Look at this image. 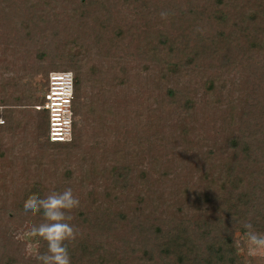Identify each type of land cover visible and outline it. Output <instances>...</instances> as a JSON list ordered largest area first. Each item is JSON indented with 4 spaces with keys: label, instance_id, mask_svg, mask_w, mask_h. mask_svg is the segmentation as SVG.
<instances>
[{
    "label": "trees",
    "instance_id": "1",
    "mask_svg": "<svg viewBox=\"0 0 264 264\" xmlns=\"http://www.w3.org/2000/svg\"><path fill=\"white\" fill-rule=\"evenodd\" d=\"M61 1L71 8L76 30L87 29L100 45L107 32H112L118 43L107 48L95 47L93 54L103 58L107 66L93 65L86 76L83 62L89 51L76 50L79 56L69 54L72 56L64 64L53 57L56 52H45L54 45H69L67 37L58 31L61 27L50 1L0 0L1 43L8 46L12 43L8 42L10 40L17 44L23 42L35 50L36 61L51 64L49 70L64 68L74 73L71 100L74 119L70 139L66 142L49 140L48 110L41 109L38 110L37 135L31 143V146L37 144L51 150V156L65 157L63 175L69 183L49 186L48 175L42 168L45 163L33 157V171L39 174L24 178L25 192L9 215L14 218L19 214L20 221L31 226L39 224L43 217L26 216L24 201L30 196L43 197L53 190L72 187L80 199V206L73 210L72 222L78 226L79 235L69 243L72 264H264V259L239 254L240 245L235 237L237 231H248L243 225L249 221L257 232L264 234V0ZM161 11L169 12L166 19L161 18ZM120 12L131 17L130 21L125 19L128 32L137 34L140 27L144 29L149 59L160 68L155 84L141 80L131 90L143 98L140 103L133 97V105L151 110L148 115L153 112L154 122L148 121L146 125L156 131L142 133L130 123L121 124L118 115L112 112L111 118L99 115L101 134L95 130L87 134L77 125L76 115L83 113L85 107L98 111L113 94L120 96L118 87L121 85L134 87L126 78L122 54L126 48L120 43L123 30L115 22L122 21V15L112 20ZM90 16L101 19L90 25L86 21ZM116 50L119 53L113 56L101 53ZM45 55L51 58L45 59ZM41 72L46 75L48 69L38 67L35 75ZM109 74L112 82H105ZM229 75L235 78L226 79ZM186 76L198 79H192L190 84L204 79L201 81L204 90L209 91L208 99L216 108L222 107L219 91L226 85L229 100L226 99L225 116L211 111L209 118L204 115L202 120L197 119L193 111L196 91L180 80ZM41 83L45 88L39 97L17 74L13 81L8 80L2 86L0 144L14 135L12 117L14 112L18 113L14 106L28 101L44 103L48 82ZM208 120L213 128L220 120L218 137L212 138L204 131L202 139L200 128L204 124L205 130ZM109 136L121 138L110 145ZM151 138L165 149L164 154L170 147L173 153L182 150L181 153L195 155L199 162L197 181L192 184L186 177L195 170L194 166L182 171L181 155H177L179 159L174 157L172 164L163 156H152L155 145ZM130 142L137 151L122 147ZM145 144L150 153L149 167L155 169L159 161L164 160L160 174L158 170L153 173L151 168L147 172L135 161ZM194 144H204V151L197 153V149H192ZM30 153L22 157L27 163L32 158ZM72 156L74 168L70 167ZM189 160L187 157L185 161ZM76 172L81 174L78 184L74 180ZM176 175H181L184 184L175 183L171 193L161 190L162 185L173 182ZM152 181H156V189ZM135 183L147 185V193L138 196L131 193ZM88 184H91L90 189L86 188ZM121 194L128 197L121 201ZM165 207L170 210L164 212ZM7 233V228L0 223V264H36L25 263L11 253L12 240ZM46 248L47 244L40 252Z\"/></svg>",
    "mask_w": 264,
    "mask_h": 264
},
{
    "label": "rangeland",
    "instance_id": "2",
    "mask_svg": "<svg viewBox=\"0 0 264 264\" xmlns=\"http://www.w3.org/2000/svg\"><path fill=\"white\" fill-rule=\"evenodd\" d=\"M51 3V6H53L56 10L57 13V21L60 24V29L58 30L64 38L67 37L66 41H69V45L63 46L59 45L56 47L55 45L50 49L46 50L45 52H56L53 57L56 59H61L62 64H64V61L67 62L69 59V54H72L76 56L77 53L75 52L76 50L82 51V52H87L85 57H84V62H83V70H84V75L89 76V73L92 71L93 65L96 64H101L104 66H107V64L104 63L103 58H98L96 57L93 53L96 52L95 47L98 48H107L106 46L108 45H113L114 43H118V40L114 38L115 34L112 32H107V34L103 37V39L100 41L102 45H100L94 38L88 34L87 29H77L74 27L73 20L75 19V16L73 17L71 8L66 4V2L61 1V0H48ZM48 8V7H47ZM117 18L112 19L113 21L115 19H119L122 15V21L121 20H115L116 26L120 29L123 30V40H121V44H124V47L126 50L124 53V66L126 69L127 73V81L129 84H134V87L130 89L126 85H121L119 90H121L120 96L113 94L112 97L106 99L107 104L102 105L99 107L98 111H92L91 108L85 107L83 109V113L81 112L80 115H76L77 119V125L81 126L85 133L89 134L90 132L94 131H99L101 130L99 128L102 123H100V119L102 115H105L108 117H112L111 113L113 112L112 115L117 114L119 119V123L121 122L124 123H130L133 127H135L137 130L140 132L144 133L147 130H150V133H154L156 129L153 127L146 125L148 124V121L154 122V114L153 112L151 115H148L150 113L149 109L144 110L142 107L140 109L136 106L133 105L132 98L136 97L137 100H140V103H143V98L139 97L137 94L132 92L131 90L135 89V84L140 83L141 80H145L150 83H156V81L159 78V72L157 66L153 63L152 59L150 61V55L147 53V48L148 44L147 41L145 40L144 36L146 35L144 32V29H141V27L138 29V33L135 34L128 32L125 28V19L130 21L131 17L129 15H126L123 12H120ZM74 18V19H71ZM101 18H96L94 16H90L86 21L90 25L93 24V22H96ZM125 24V25H124ZM119 30V29H118ZM125 31V33H124ZM114 35V36H113ZM110 38H113L115 41H111ZM0 41H2L0 39ZM146 41V42H145ZM8 42H12L8 46L4 43L0 42V92L2 91L1 88L2 86L4 87L6 84L5 82L8 80H14V76H21L22 80L26 82V87L28 89L36 90V95L37 97L41 96L45 86L41 82H48V89L50 85V76L51 74L54 73H61L64 75L63 77L66 80V87L63 85V92L68 94L69 97V102L64 103L63 107L65 108L63 110V113L61 115L62 120H66V123H62L60 127L62 128V133H63V140H53L52 134H54V126L51 121V114L48 110L49 118H48V138L50 141H56V142H66L70 139L71 134H72V121L74 119V113L72 110L71 106V100H72V95H73V71L70 69H64L60 68L57 70L50 69L49 62L47 61H42L38 62L35 59L34 52L35 50L32 47H28L25 43L20 42V43H15L14 41L10 40ZM87 46V47H86ZM47 47V46H46ZM89 48V50H88ZM108 52V51H107ZM106 56L110 55H116L118 54V50L112 51L109 53H105L101 51ZM61 57V58H60ZM51 58V57H46L45 59ZM56 63L60 61H54ZM42 69H48V72L46 75L41 72L37 75H35V71L37 68ZM62 67V66H61ZM16 71V73H15ZM116 74L120 78H122V75L116 70ZM31 74L35 75V78L31 77ZM43 76V77H42ZM46 76V77H45ZM110 74L108 77H106L105 82H112L110 79ZM234 76H227L226 79L228 80L232 79ZM196 77L193 76H186V77H181V81L186 83V85L190 86L191 89H194L196 91L195 95V105L193 111L195 112L197 119L202 120L203 116L205 115L206 118L210 117V112H218L219 114H222L225 116L226 114V99H228V96L226 95V85L223 87L219 92L222 96V107L216 108V105L214 107V104L210 102V99H208V93L209 91H205L203 87V82H201L204 79H199V82L195 83H189L192 79ZM235 78V77H234ZM123 79V78H122ZM119 80V79H117ZM116 80V81H117ZM121 80V79H120ZM198 81V79H194ZM40 81V82H39ZM231 81V80H230ZM152 83V84H153ZM230 83L227 82V86ZM126 86V87H123ZM11 90L8 91V93ZM71 91V93H70ZM117 93V92H116ZM132 95H131V94ZM70 94V95H69ZM234 94V93H233ZM123 97V98H122ZM213 98V95H212ZM104 101V99H101ZM213 100V99H212ZM45 103V101H44ZM43 104L39 103H33L28 101V103H22L23 105L20 106H14L16 110H18V113L13 114V121L15 122L13 128L14 135L10 136V139H4V142L0 144V223H2L3 227L7 228L8 231V236L11 237V247L10 251L12 254L17 255L19 258L21 257L23 261L26 262H34L37 264L35 260V253L37 251H41V247L45 246L46 242L39 239V238H34L30 236V228L31 225H29L27 222L20 221L19 219V214L14 215V218H12L9 215V212L15 210V202L22 197V195L25 192V186L26 180L24 181V178L27 179V177H32L33 175L39 174L38 172L33 171V162L35 161V158L41 161L42 163H45V165L42 167L43 170L46 172L48 175V181L47 184H50L49 186H55L57 184H68L69 181H67L64 178L63 175V170L67 162L64 156H51L49 153L51 150H45L39 147V145L35 144L31 146V143L33 141V138L37 135L36 134V125L38 121L40 120L39 118V111L41 109H45L43 107ZM216 104V102H215ZM110 105V106H109ZM3 106L0 105V110H2ZM212 109V110H211ZM47 110V109H45ZM119 110H121V113H118ZM160 110H158L159 112ZM169 111V110H168ZM126 117L127 119H125ZM215 117V115H214ZM213 119V118H212ZM204 121V119H203ZM209 122L205 126L204 130V124L200 128V131L203 132L201 134V138L204 139V131L209 133V135L213 137H218V130L221 127L220 120L216 122V129L213 128L212 122L208 120ZM3 123V118L0 117V124ZM218 127V128H217ZM39 130V129H38ZM100 132V131H99ZM101 134V132H100ZM103 135V134H102ZM149 135V134H148ZM107 136V134H106ZM114 136H109V144H114L116 143L115 139H120L119 137L116 136V138H113ZM150 137V135H149ZM153 138H151L152 140ZM115 140V141H114ZM220 141H225V139L219 138ZM218 140V142H219ZM150 143V142H149ZM132 143L130 142L129 144L124 143L123 148L127 149L130 151V149H135ZM152 144L155 145V148L153 152L151 153L152 156H163V158H166V162L168 164H172L175 162L174 157H178L181 167L183 168L182 171H186L190 166H194L195 170L191 171L189 174H187V178L190 179L191 183L194 181H197L198 178V171H197V164L199 163L197 157L195 155H192V153H187L183 152L181 153L182 150H179L178 148L177 152L173 153L170 150V147L166 149L169 152L165 153V149H162V146L160 145L159 142L152 140ZM115 145V144H114ZM166 145H170L167 143ZM196 145V146H195ZM34 148V149H33ZM122 148V149H123ZM165 148V147H164ZM192 149H197L200 154V151H204V144L199 146V144H194ZM36 150H38V155H36ZM136 150V149H135ZM31 151L30 155L32 158L28 161H24L22 157L26 154H29ZM137 151V150H136ZM139 151V149H138ZM194 152V150H193ZM148 149H147V144H145V149H143V152L140 153V156H137L135 158V161H138V164L141 168L146 170L147 172L150 171L148 168H151L153 173L156 172L155 170H158V174H160V169L162 167L161 164L164 163V160H160L159 164L156 165L155 169L152 168V166L149 167V162L148 157ZM150 154V153H149ZM164 154V155H162ZM190 154V155H189ZM49 155V156H48ZM178 155V156H177ZM136 157V156H135ZM189 157L190 160L189 162L185 161L186 158ZM130 160V157H128ZM70 167L74 168L73 164L75 162L74 156L70 158ZM81 174H78L76 172V179L75 183H79V176ZM22 176V177H21ZM159 176V175H158ZM182 181L184 184L183 178L181 175H176L174 177L173 182L162 185L161 190H163L165 193H171L173 192L172 190L174 189V184ZM156 181H152V186L154 189H156ZM193 184V183H192ZM87 189L91 188V184H88L86 186ZM147 185L146 186H141L139 183H135L134 187H132V190L130 191L133 194L139 195V193H144L146 194ZM128 196L125 194H121V201L123 199H126ZM136 198V195L134 196V199ZM164 212H168L170 209L169 207H165L163 209ZM11 218H10V217ZM5 222V225H4ZM22 222V223H21ZM235 237L238 239V245H240V249L238 250L239 254H245L249 257H254V259H264V247H257L254 246L251 241L248 238L247 232L246 233H241L237 231L235 233Z\"/></svg>",
    "mask_w": 264,
    "mask_h": 264
},
{
    "label": "clouds",
    "instance_id": "3",
    "mask_svg": "<svg viewBox=\"0 0 264 264\" xmlns=\"http://www.w3.org/2000/svg\"><path fill=\"white\" fill-rule=\"evenodd\" d=\"M168 11H161L160 16L166 19ZM80 206V199L74 194L72 187H65L62 191H51L48 195L30 196L24 201L23 211L28 217L41 215L42 222L33 224L30 236L46 242L44 252L37 251V264H72L69 243L79 235L78 226L74 220L73 210ZM249 240L254 246L264 247V234L257 232L253 224L244 223Z\"/></svg>",
    "mask_w": 264,
    "mask_h": 264
},
{
    "label": "built area",
    "instance_id": "4",
    "mask_svg": "<svg viewBox=\"0 0 264 264\" xmlns=\"http://www.w3.org/2000/svg\"><path fill=\"white\" fill-rule=\"evenodd\" d=\"M61 73H54L50 76V85L47 93L45 94V103L43 107L47 110H49L51 114V121L54 126V134H52L53 140H63L64 137L62 131V128L60 125L62 123H66V120L61 119V115L63 113V110L65 109L63 107L64 103L69 102L68 94H63V82H66L65 78L63 77ZM66 84V83H65ZM71 93V91H70ZM70 95V94H69Z\"/></svg>",
    "mask_w": 264,
    "mask_h": 264
},
{
    "label": "bare ground",
    "instance_id": "5",
    "mask_svg": "<svg viewBox=\"0 0 264 264\" xmlns=\"http://www.w3.org/2000/svg\"><path fill=\"white\" fill-rule=\"evenodd\" d=\"M62 84L65 85V82H63ZM65 87H66V85H65ZM62 89H63V87H62ZM63 94H65V93L63 92Z\"/></svg>",
    "mask_w": 264,
    "mask_h": 264
}]
</instances>
